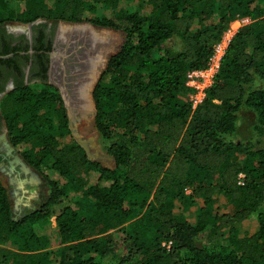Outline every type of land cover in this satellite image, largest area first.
<instances>
[{"label":"trees","instance_id":"1","mask_svg":"<svg viewBox=\"0 0 264 264\" xmlns=\"http://www.w3.org/2000/svg\"><path fill=\"white\" fill-rule=\"evenodd\" d=\"M1 2L0 24L86 20L121 30L124 40L92 90L94 127L113 167L67 140L66 108L53 85L34 91L22 82L2 99L11 144H23L28 165L41 173L47 165L59 179L44 175L47 197L18 219L0 179V264H264V148L233 139L242 109L255 114V136L264 137V0ZM120 3L127 10L113 16L99 10ZM236 17L251 22L232 36L192 109L185 75L206 65ZM173 37L177 50L165 47ZM91 172L98 176L87 183L81 175ZM215 196L231 210L221 212ZM199 202L187 220L183 212ZM253 213L257 229L239 235L235 224ZM52 219L56 230L40 233ZM206 229L221 231L216 248L197 244Z\"/></svg>","mask_w":264,"mask_h":264},{"label":"rangeland","instance_id":"2","mask_svg":"<svg viewBox=\"0 0 264 264\" xmlns=\"http://www.w3.org/2000/svg\"><path fill=\"white\" fill-rule=\"evenodd\" d=\"M1 1L3 0H0V3L2 4ZM46 1L48 3H52V0ZM127 8L128 6L125 3H120L116 7H104L99 5L100 12L107 16H113L120 11L127 10ZM86 22L88 21L83 20L81 22H68L61 20L59 24L72 25L74 23H79L83 26ZM4 24L11 28L21 29L22 26L19 25L28 23H23L21 21L16 20H7L4 22ZM234 26H236V23H234ZM62 28L71 29V27L65 26H62ZM92 29L95 31H91L85 28H72V30H79L81 32H92L94 34L95 40L90 42L85 39L86 46L84 51L75 54V58L73 57V59L75 60L79 58L76 60L79 61L78 63H81L80 61L84 62L83 65L85 66L86 76H84L82 80V78L80 79V75L78 76L76 72V76L78 77H76V80H74L72 88L70 87L72 89L71 93H69L71 95V101L74 105L79 107V111L75 110L74 113H72V116L70 117L68 110H66L68 126L70 130V135L67 140L71 143L75 142L79 144L83 148L88 159L99 161L101 164L108 167H113L114 161L110 158L111 155L108 153L106 146L101 141L100 136L94 127V112L92 109V105L90 104L88 99L87 89H89V91L91 92L95 81L91 84L90 88L88 87L91 83L92 78L96 73L95 80H97V78L99 79L100 74L103 72L106 66L109 56L114 54L122 44L124 40V33L121 30H116L110 27L104 28L96 25L92 26ZM100 33H105L107 37V43H105L104 47L105 50L102 52V54L99 49H94V45L96 42L99 43L98 41L104 40V36L102 37ZM71 34L69 35L71 36ZM180 42L181 41L178 37H173L172 39L167 41L165 47L172 50H177L180 46ZM256 85H261V82L259 80H255L254 86ZM28 86L34 91L39 90L40 88L39 83L30 82ZM78 92H82V94H79ZM76 93L79 94V97ZM69 110H71V108ZM83 110L88 111L83 112ZM255 121V114L252 111L248 109H242L239 114L238 129L235 135L233 136V139L236 142H242L246 140H258L260 146L264 148V137L255 136V132L253 130V125ZM8 147L11 150L13 149L16 152H20V158L17 155L16 157L21 163L25 162L21 155V152L26 148L23 144L19 143L14 147ZM0 150L6 155L7 158H9V155L7 154L4 148H0ZM25 163H23V165L27 168L29 173L22 166V174L17 175V172L15 171V169H13L15 168V166L12 163L5 164L0 162V179L2 180V183L5 185L8 191L11 203V215L13 219H18L25 213L36 209L41 204V202L47 197L48 188L44 180V175L52 179H59L58 173L47 165H44L42 167L41 173L40 171L28 165L27 162ZM81 176L83 180L87 181V183H91L96 180L98 174L96 172H91L88 174H82ZM200 204L201 202H199L198 205L193 206L183 212V215L187 220L191 222L194 221L196 210ZM214 204L216 207L219 208L221 212L231 210V206L228 200L222 196H215ZM175 212L178 213L179 210L176 208ZM257 227L258 224L256 221V213L251 214L247 219L239 221L235 224V228L239 235L253 233L257 229ZM55 230L56 225L53 219L49 223L38 227V231L43 234H51ZM220 233L221 231L219 230L206 229L203 233L198 235L196 239L197 244L202 247L216 248L219 244ZM116 236H118V234H116Z\"/></svg>","mask_w":264,"mask_h":264},{"label":"flooded vegetation","instance_id":"3","mask_svg":"<svg viewBox=\"0 0 264 264\" xmlns=\"http://www.w3.org/2000/svg\"><path fill=\"white\" fill-rule=\"evenodd\" d=\"M59 22L61 21L38 18L21 29L8 27L4 23L0 24V53L8 46L19 48L15 52H10V55L6 54L8 55L7 57L0 58V104L9 92L18 86H22V82L24 84H29L30 82L47 83L58 89L60 85L57 82H52L50 78L52 72H50L49 53L53 50L54 38L60 25ZM35 48L38 49L35 50ZM59 59L54 60V65L56 61L59 63ZM69 71L76 80V77L79 76H76V68L74 71L73 69ZM62 74V69H58L54 76L59 81L64 82L66 76ZM8 132L7 122L1 113L0 107V148H4L6 152L8 150L11 152L8 146L13 145L10 142ZM16 155L19 157L20 152H16ZM0 162L11 163L1 150Z\"/></svg>","mask_w":264,"mask_h":264},{"label":"built area","instance_id":"4","mask_svg":"<svg viewBox=\"0 0 264 264\" xmlns=\"http://www.w3.org/2000/svg\"><path fill=\"white\" fill-rule=\"evenodd\" d=\"M250 22L251 19L249 17H236L233 19L220 39L212 46L206 65L201 68H194L187 71L185 75V87L189 90V93L186 100L190 102L192 109H195L196 106L204 100L206 90L214 83L215 77L221 66L222 58L232 36L240 27ZM234 23H236V26H234ZM238 178L239 183L242 184L244 174L240 173ZM170 243V241L164 242L163 245L169 247Z\"/></svg>","mask_w":264,"mask_h":264},{"label":"bare ground","instance_id":"5","mask_svg":"<svg viewBox=\"0 0 264 264\" xmlns=\"http://www.w3.org/2000/svg\"><path fill=\"white\" fill-rule=\"evenodd\" d=\"M61 26H65V27H71V26H66V25H61ZM60 26V28H59V37H60V39H61V43L62 44H64V45H67L68 44V50L70 51V48L72 47L71 45H73V44H76V45H78L79 44V41H80V43L81 42H83V44L86 46V41H85V39L87 40V41H94L95 40V38H94V34L92 33V32H90V31H88V32H86V31H79V30H72V28H76V27H71V29H64V28H62ZM22 28H24V26L22 25ZM77 28H85V29H89V30H91V31H95V30H93V29H90V28H87V27H77ZM97 32V31H96ZM72 33V34H71ZM69 34H71V36L69 35ZM101 35H102V37L104 36V40H102V41H98L99 43H95V45H94V49L96 50V49H99L100 50V52H101V54H102V52L105 50L104 49V47H105V43H107V37H106V34L105 33H100ZM69 35V36H68ZM79 40V41H78ZM84 49H85V47H84ZM84 51V50H83ZM67 52V51H66ZM80 52H82V51H80ZM58 58H60L59 59V63H57V61H56V63H55V65H54V63H53V67H54V69H53V71H52V76H53V79H54V81L55 82H57L59 85H61V86H63V87H65L68 91H69V93H71V88H72V86H73V84H74V80H75V78L72 76V74L71 73H69L70 71L69 70H72L73 69V71H74V69L76 68V72H77V74L78 75H80V79L82 78V80H83V78H84V76H86V71H85V66L83 65L84 64V62H82V61H80L81 63H78L79 61H76L77 59H79V58H77L76 60L75 59H73V57H72V61H70V62H67V60H65V58L67 59V57H62V55H60L59 53H58V55H56L55 56V58H54V60H57ZM74 58H75V56H74ZM64 59V60H63ZM102 60V59H101ZM76 63H78V64H76ZM58 64V65H57ZM88 67V66H87ZM58 69L60 70V69H62V71H63V74H64V76H66V80L64 79V82H60L58 79H56V76H54V74L55 73H57L58 72ZM55 71V72H54ZM62 74V75H63ZM95 76V75H94ZM65 78V77H64ZM92 80H93V78H92ZM92 80H91V82H92ZM91 84V83H90ZM71 87V88H70ZM89 87H90V85H89ZM88 87V88H89ZM79 93V92H78ZM76 93L77 94V96L79 97V94H82V92L81 93ZM87 95H88V89H87ZM88 99H89V97H88ZM78 108L79 107H77L76 105H74L73 103H72V101H71V112L72 113H74V111L75 110H78ZM79 111V110H78ZM84 111H88V110H83V112ZM11 147V146H10ZM11 150V149H10ZM12 152V153H11ZM11 152L8 150L7 151V154L9 155V160L11 161V163L15 166V168H13V169H15V171L17 172V175H21L22 174V170H23V167L27 170V168L23 165V163L24 162H20L18 159H17V157H16V153L14 152V150L12 149L11 150ZM23 166V167H22ZM27 172H28V170H27ZM29 173V172H28ZM33 174V173H32ZM23 178V177H22ZM17 180V179H16ZM18 181V180H17ZM20 182V181H19ZM24 183V182H23Z\"/></svg>","mask_w":264,"mask_h":264},{"label":"water","instance_id":"6","mask_svg":"<svg viewBox=\"0 0 264 264\" xmlns=\"http://www.w3.org/2000/svg\"><path fill=\"white\" fill-rule=\"evenodd\" d=\"M61 25H59V28H60ZM23 26H28V24H23ZM66 26H71V27H87V28L92 29V26H94V25L92 23H90V22H86L85 25H83V26L80 25L79 23H74L72 25H66ZM59 28H58V30L56 32V35H55V38H54L53 50L50 51V53H49V57H50V72H52L53 69H54V67H53L54 58H55L56 55H58V53L60 55H62V57H67V59L65 58V60H67V62H70V61H72V57H74V55L77 54V53H79L80 51H83L84 50V47H85V45L83 44V42L80 43V41L78 40L79 41V44L78 45H76V44L71 45L72 47L70 48V51H69L68 50L69 49L68 48V44L67 45H64V44L61 43V39L59 37L60 36L59 35ZM8 55H10V54H8ZM8 55L0 56V58L7 57ZM95 75H96V73H95ZM50 78H51L52 82H55L54 79H53V76H51ZM97 80H98V78H97ZM97 80H95V76H94L91 84L95 81L94 82V85H95L96 82H97ZM91 84H90V86H91ZM94 85H93V87H94ZM93 87L91 89V92L88 89V97H89V102L92 105L93 112L95 114V103H94V100H93V97H92ZM58 89H59L60 95L62 97V100L64 102V106H65L66 110H68L69 116L71 117L72 116V112H71V110H69L71 108V95L69 94V91L65 87H63L61 85L58 87ZM110 158L113 159V161H114L113 156H110ZM114 165H115V162H114Z\"/></svg>","mask_w":264,"mask_h":264}]
</instances>
